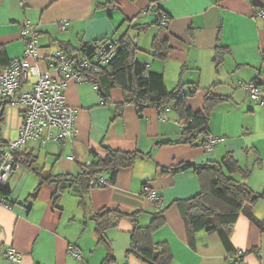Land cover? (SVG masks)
<instances>
[{"label": "crops", "instance_id": "0c3cea01", "mask_svg": "<svg viewBox=\"0 0 264 264\" xmlns=\"http://www.w3.org/2000/svg\"><path fill=\"white\" fill-rule=\"evenodd\" d=\"M106 1L0 0V52L8 62L22 55L20 29L24 23L35 29L38 54L46 57L50 50L74 54L84 45L93 48L94 41L109 37L121 22L138 14L132 23H148L143 32L148 36L142 40V33L137 40L139 51L151 58L137 59L148 71L161 73L168 90L178 85L186 92L195 89L186 98L194 111L202 109L208 91L222 96L210 111L208 133L225 139L210 151L199 143H182L181 124L171 106L163 111L146 107L141 112L130 103L120 108L117 104L123 93L119 88L111 89L110 101L103 104L92 83L69 80L62 93L65 103L77 109L76 138L29 139L20 147L22 157L29 155L34 159L32 167L50 179L57 174L77 175L80 164L92 161L95 155L103 156L105 147L138 151L143 157L120 168L108 185L90 188L84 204L67 188L54 203V183L41 181L35 171L20 163L9 176L6 205L0 206V264H101L107 248L97 242L91 216L102 207L137 210L142 225H148L152 213L165 207L163 224L152 230V240L166 243L172 254L170 264L239 260L264 264V199L253 208L261 227L242 213L235 221L230 242L238 254L233 256L216 233L201 230L188 236L177 206L171 204L198 193L195 171L163 169L182 162L220 161L231 153L238 166L249 171L245 177L238 171L230 175L254 191L264 190V105L252 101L240 86L241 81H254L264 90V18L255 14L264 11V0H159L155 7L168 16L164 27L155 23L158 13L149 9L153 6L150 0H119L117 8L96 7ZM63 19L68 25L60 30ZM154 37L171 48L164 59L152 55ZM39 65L47 69L45 61ZM167 81L175 86L168 87ZM9 105L0 104L1 142L14 140L22 121L23 106ZM70 155L73 160L68 159ZM144 184L155 191L158 203L142 194ZM131 226L128 219H120L106 230L113 255L109 264H145L126 254ZM9 246L22 254L19 263L4 257ZM70 246L78 248L80 257L69 251Z\"/></svg>", "mask_w": 264, "mask_h": 264}, {"label": "trees", "instance_id": "16d2710c", "mask_svg": "<svg viewBox=\"0 0 264 264\" xmlns=\"http://www.w3.org/2000/svg\"><path fill=\"white\" fill-rule=\"evenodd\" d=\"M158 1L150 0V4L153 6H150L149 9L158 13L155 23L164 27L168 16L159 12V9L155 7ZM118 5L119 0H107L96 7L117 8ZM162 15L165 17L162 18ZM138 17L139 15L136 14L126 20L128 29L117 39L113 40L105 36L94 41L93 48L84 45L76 50L78 52L88 49L90 56L92 50L101 43L110 40L114 45V54L109 62L97 64L95 68H90L82 74L86 77L87 82L95 85L103 104L110 101V90L119 88L123 93L122 102L117 104L120 108L124 104L130 103L135 106L137 112H141L146 107H156L160 110L162 106H171L181 124L180 141L190 145L199 143L204 148L206 138L216 136L208 133L210 111L223 97L208 91L203 98L202 109L194 111L186 104V98L192 95L195 89H189L186 92L181 85H178L168 90L163 75L148 71L147 67L136 57L139 51L137 40L148 27V23H132ZM161 19H163V25ZM151 50L155 58L164 59L170 53L171 48L166 41H160L154 37ZM6 63H8L7 59L3 52H0V70ZM200 135H202V139L199 140ZM7 142L0 141V147ZM15 156L19 165L23 163L29 169L35 171L40 176L41 181L54 183L55 190L52 196L54 203L60 191L67 188L75 192L83 204L85 195L92 188L91 181L94 176L107 174L109 183L113 182L120 168L131 166L137 158L143 157L138 151H122L105 147L103 156L95 155L88 164H80V171L77 175L57 174L50 179L41 174V171L32 167L34 159L29 158V155L22 157L20 148L15 152ZM163 169L171 173L192 169L198 176L200 183L198 193L171 202V204L177 206L184 230L188 236L192 237L196 231L201 230L210 234L216 233L226 251L234 256L238 252H234V247L230 242V233L238 216L242 213L258 227L262 226L253 214V208L259 200L264 199V190L254 191L246 182L230 175L238 171L245 177L249 171L240 168L231 153H226L220 161L203 164L182 162ZM6 188H0V195L4 196V199L8 193ZM37 189L34 190L33 195L37 193ZM164 209L165 207L158 208L153 212L148 225L140 223L139 215L141 212L137 210L123 212L118 208L102 207L94 212L91 217L95 222L94 233L97 242L104 244L107 248L106 256L101 264H109L113 261L105 232L108 228L115 227L120 219H128L132 225L130 243L126 249L127 255H132L145 264H170L172 254L169 247L165 242L154 243L152 240V230L163 224Z\"/></svg>", "mask_w": 264, "mask_h": 264}, {"label": "built area", "instance_id": "2783aa9c", "mask_svg": "<svg viewBox=\"0 0 264 264\" xmlns=\"http://www.w3.org/2000/svg\"><path fill=\"white\" fill-rule=\"evenodd\" d=\"M255 14L264 18V11ZM165 16L162 15V18ZM162 25L164 24L163 19ZM68 21L59 22L60 30H65ZM20 34L24 42L23 53L19 58L10 60L0 70V104L22 105V121L16 139L0 147V188L8 185L10 174L19 167L15 152L29 139L69 140L77 136V109L65 103L63 89L69 80L76 83L87 82L82 74L97 64H106L114 54V45L110 40L97 45L89 56L86 51L69 54L63 50H50L47 56L38 54V40L34 28L28 23L21 26ZM45 61L47 69H41L39 63ZM34 80L30 81V78ZM95 86V85H94ZM248 97L260 105H264V90L254 81L240 82ZM27 87V88H26ZM168 106H162L165 110ZM222 136H209L204 143V149L210 151ZM68 159L73 160L72 155ZM89 162L85 163L88 164ZM109 184L107 176L98 174L92 178L91 186H105ZM142 194L155 204L159 198L154 190L147 185L142 187ZM6 205L4 196L0 195V206ZM69 251L80 257V251L70 246ZM4 257L12 263H19L21 253L9 246L4 251ZM235 264H245L239 260Z\"/></svg>", "mask_w": 264, "mask_h": 264}, {"label": "rangeland", "instance_id": "374dc122", "mask_svg": "<svg viewBox=\"0 0 264 264\" xmlns=\"http://www.w3.org/2000/svg\"><path fill=\"white\" fill-rule=\"evenodd\" d=\"M120 5V4H119ZM128 29V26H127V21L126 22H121V24L115 29V31L111 34V35H109V37L111 38V39H113V40H115V39H117L124 31H126ZM153 29H156V26H154L153 27ZM152 31V29H149L148 31H147V34L148 33H150ZM145 36H148V35H146V33H143L142 35H141V38H142V40L145 38ZM144 43L142 42L140 45L142 46ZM149 43H148V41H147V43L145 44V46L146 45H148ZM138 59H140V60H142V59H144V58H151L150 57V55H148L146 52H144V51H138V53H137V56H136ZM169 73V72H168ZM32 80H34V77H31L30 78V81H32ZM168 80H170V77L168 76ZM167 83H168V87H172V86H175V84H172V82H170V81H167ZM18 106H20V105H18ZM11 106L8 104V103H6V108H10ZM2 125V124H1ZM0 125V126H1ZM17 138V137H16ZM15 138V139H16Z\"/></svg>", "mask_w": 264, "mask_h": 264}]
</instances>
